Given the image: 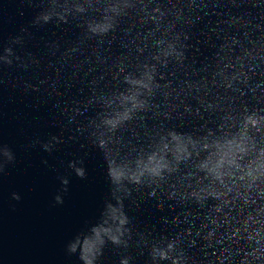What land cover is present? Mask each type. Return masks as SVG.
I'll use <instances>...</instances> for the list:
<instances>
[{
	"label": "water",
	"instance_id": "water-1",
	"mask_svg": "<svg viewBox=\"0 0 264 264\" xmlns=\"http://www.w3.org/2000/svg\"><path fill=\"white\" fill-rule=\"evenodd\" d=\"M157 2L163 8L180 9L181 20L177 22L176 30L188 36L184 65H170L161 83L171 81L174 88L186 89V82L206 81L208 95L204 98L207 103L224 97L222 103H231L237 109L255 107L264 111V58L252 61L251 70L245 64L249 80L246 85L234 89L226 90L213 83L218 78L212 75L220 56H231L235 64L237 56L258 46L260 38L264 37V0ZM149 7L154 5L149 4ZM41 10L39 0L31 3L28 0H0V45H7L12 37L25 35V45L17 48L18 54L32 53L39 60L38 66L32 65L26 71L15 65L0 70V145L8 146L15 155V161L0 172V264H80L75 255L67 254L65 246L81 229L98 219L104 201L110 198L103 154L89 143L86 134L80 136L77 133L79 125L87 124L97 110L95 106L85 110L83 102L93 94V80L99 82L100 90L116 86L117 81L105 64H113L124 56L134 64L151 52L150 48L144 49L140 55L137 44L152 25L140 24L133 17L125 19L101 43L98 44L96 38L87 40L62 67L61 53L78 44L83 28L75 21L59 26L53 21L43 27H33L31 22ZM104 27L101 24L98 30ZM22 28H28L30 35L22 33ZM53 42L59 44L55 55L48 47ZM229 48L231 52H228ZM77 65L80 68L73 81L72 73ZM26 84L34 85L36 90L26 92ZM74 101L82 103L77 105ZM156 102L161 103L162 97ZM170 103L177 107L173 110L162 105L161 110L169 113L167 116L152 112L138 117L123 133L124 139L139 146L146 144L148 134L159 128L200 133L215 128L218 122L219 113L206 111L195 92L191 97L181 94L170 98ZM185 104L188 105L187 111ZM65 106L68 109L81 108L74 123L68 122ZM52 135L60 136L64 141L53 152L45 151L40 143L34 144L36 140L46 142ZM231 135L238 133L232 132ZM215 138L226 146L230 136L222 131ZM166 148L167 145L162 151ZM258 149L264 150V128L259 133ZM175 151L182 152L183 145L177 144ZM207 155L206 152L200 153L201 158ZM256 158L257 151L250 152L240 161V167L247 171ZM76 159L83 160L84 179L77 177L69 167V163ZM259 159L264 161V154H260ZM198 162L194 158L191 164ZM60 177L69 180L67 192L63 191ZM13 193L20 199H14ZM56 195L62 196V204L55 202ZM134 195L139 207L125 201L128 214L134 218V232L156 236L185 230L189 237L185 244L190 245L188 251L196 264H209L210 261L211 264H220L217 260L219 250L227 247L229 242L214 239L213 246L206 247L207 242L196 236V230L206 222L204 209L191 204L180 205L166 197H162L165 202L160 205L154 197H149L147 191ZM250 210L245 208L241 215ZM228 211L235 214L233 209ZM186 213H190L187 218L193 221L191 225L185 220ZM103 227L101 224V230ZM225 228L232 231V222L224 225L222 218L216 236L222 235ZM260 228L264 229V219ZM224 239H227L226 235ZM124 255L132 257L130 264H148V249L137 247L135 243L127 250L109 244L98 264H119ZM239 259L237 257V261Z\"/></svg>",
	"mask_w": 264,
	"mask_h": 264
},
{
	"label": "clouds",
	"instance_id": "clouds-1",
	"mask_svg": "<svg viewBox=\"0 0 264 264\" xmlns=\"http://www.w3.org/2000/svg\"><path fill=\"white\" fill-rule=\"evenodd\" d=\"M39 3L42 10L32 20L33 27H43L53 21L58 26L75 21L78 27L83 28L78 44L61 53L62 67L87 40L96 38L98 44L101 43L125 19L134 17L140 24L152 25L137 44L140 55L149 48L150 55L134 64L128 56L119 58L113 64H105L117 81L116 86L100 90L99 82L93 80V94L83 102L85 110L91 106L97 110L87 124L79 125L77 133L80 136L86 134L89 143L103 154L110 198L104 201L98 219L67 242V254L75 255L80 264H98L109 244L127 250L135 243L137 247L148 249V264H196L188 251L190 245L185 244L189 240L185 230L156 236L134 232V218L128 214L125 201L139 207L134 193L147 191L149 197H154L160 205L165 202L162 197H166L180 205L191 204L204 209L206 222L196 230V236L207 242L206 247L213 246L214 239L229 242L227 247L219 250L217 260L220 264H264V229L260 228L264 219V212L261 211L264 209V161L259 159L264 150L258 149L259 133L264 128V111L255 107L237 109L231 103H222L224 97L207 103L204 98L208 95L206 81L186 82V89L174 88L171 81L161 83L170 65L183 66L186 59L185 42L188 36L176 30L177 22L181 20L180 9L163 8L157 0H39ZM149 4L154 7L150 8ZM170 16L174 19L168 20ZM101 24L105 27L98 30ZM21 32L30 35L28 28H22ZM24 45L25 35H17L9 39L7 45H0V70L15 65L26 71L32 65H39V60L32 53L25 56L18 54L17 48ZM48 47L55 55L59 44L53 42ZM231 51L229 48L228 52ZM261 58H264V37L260 38L257 47L237 56L235 64L231 56H220L212 73L218 81L214 79L213 83L226 90L246 85L249 76L245 64L251 70L254 66L252 61ZM79 68L74 66L73 81ZM29 89L36 90V87L26 84L24 90L27 92ZM194 92L206 111L219 113L215 128L200 133L159 128L148 134L146 144L139 146L124 139L123 133L138 117L152 112L167 116L169 113L161 110L162 105L174 110L177 105L170 103V98L181 94L191 97ZM201 92L203 95H199ZM158 97H162L161 103L156 102ZM74 103L80 105L82 102ZM184 107L187 111L188 105ZM65 111L68 122L74 123L81 108L68 109L65 106ZM225 125L229 127L225 128ZM222 131L230 136L226 146L215 138ZM232 132L238 135L232 136ZM63 142L60 136L52 135L46 142L36 140L34 144L40 143L45 151L51 153ZM177 144L183 145L182 152L175 151ZM165 145L167 148L162 151ZM252 151H257L256 161L245 171L240 167V161ZM201 152L208 155L201 158ZM194 158L199 162L192 165ZM14 161L13 151L6 145H0V172ZM82 165V159L69 163L75 175L84 179L86 169ZM241 172L243 175H240ZM60 180L63 191L67 192L68 178L60 177ZM13 198L19 200L20 196L13 193ZM55 202L62 204V196L56 195ZM245 208L251 210L241 215ZM229 209L235 210V214ZM189 214H185V220L191 225L193 221L188 220ZM222 218L224 225L232 222V231L225 228L222 235L216 236ZM225 235L227 239H224ZM237 257H240L238 261ZM131 259V256L124 255L119 264H130Z\"/></svg>",
	"mask_w": 264,
	"mask_h": 264
}]
</instances>
